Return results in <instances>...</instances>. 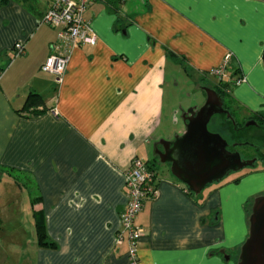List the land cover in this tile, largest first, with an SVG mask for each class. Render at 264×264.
I'll return each instance as SVG.
<instances>
[{"label": "crops", "instance_id": "0c3cea01", "mask_svg": "<svg viewBox=\"0 0 264 264\" xmlns=\"http://www.w3.org/2000/svg\"><path fill=\"white\" fill-rule=\"evenodd\" d=\"M122 1L119 15L92 1L97 44L73 50L62 83L41 70L58 34L43 23L49 1L0 4V264H131L117 236L135 158L159 175L136 219L138 264H238L264 163L196 195L160 154L186 131L169 123L173 80L185 75L204 105L228 53L230 105L242 119L264 115V0ZM18 42L26 53L14 59ZM32 94L44 104L27 107ZM40 223L54 246L39 244Z\"/></svg>", "mask_w": 264, "mask_h": 264}, {"label": "water", "instance_id": "95a60500", "mask_svg": "<svg viewBox=\"0 0 264 264\" xmlns=\"http://www.w3.org/2000/svg\"><path fill=\"white\" fill-rule=\"evenodd\" d=\"M205 91V104L183 114L186 131L174 141L164 143V152L160 154L161 163L169 164L173 175L196 195L209 185L220 183L230 173L253 168L258 161L244 160L239 151L230 150L227 139L210 130L216 116L231 115L215 89L205 88ZM249 224V237L241 248L238 264H264V196L255 198Z\"/></svg>", "mask_w": 264, "mask_h": 264}, {"label": "built area", "instance_id": "2783aa9c", "mask_svg": "<svg viewBox=\"0 0 264 264\" xmlns=\"http://www.w3.org/2000/svg\"><path fill=\"white\" fill-rule=\"evenodd\" d=\"M49 8L43 23L58 31L57 40L53 45V54L46 60L41 70L57 77L60 83L67 73L72 52L81 46H95L98 38L86 12L93 0H48ZM26 46L18 42L14 46V59L24 56ZM232 59L228 53L223 63L214 68L211 74L224 82ZM2 73L0 72V78ZM246 78L236 81L238 85L245 83ZM158 172L142 160L135 158L125 173V188L128 192V203L121 214V230L117 236V244H123L125 238L130 245V263L138 264V244L144 235V229L136 224L138 215L144 209L146 201L159 196Z\"/></svg>", "mask_w": 264, "mask_h": 264}, {"label": "trees", "instance_id": "16d2710c", "mask_svg": "<svg viewBox=\"0 0 264 264\" xmlns=\"http://www.w3.org/2000/svg\"><path fill=\"white\" fill-rule=\"evenodd\" d=\"M9 1L10 0H0V4L5 5ZM103 2L106 5V7L110 13L118 14V15L121 13L119 6L123 2L122 0H103ZM263 60H264V54H263ZM3 72H1V73H3ZM229 88H230L229 83L224 84L223 82L220 83L218 86L214 87V89L222 97L225 106H227L225 108H227V110L230 111L231 117H228L227 115L216 116L213 119L214 120L213 127H211L210 130L211 131L213 130L217 133H220L225 139H227L230 143V149L231 150H237V147L239 146V144L241 145L240 142H243L242 139L245 141H249L250 143H253V144L255 143L256 139L263 138L262 141H264V115H258V117L256 116L254 118L247 119V121H253L255 123L253 126H250L248 128L245 127L244 125H242L241 123H239L238 120L236 119L235 112H233L231 107H230L231 101H229L227 99L226 94L229 91ZM37 104H44V101L38 95L32 94L30 96V99L27 102V107H31V106H34ZM217 120L223 121V123L220 125H217ZM243 121L246 122V119H243ZM253 129H255L259 132L258 136H255V135L250 133V131ZM249 134H250V136H249ZM245 137H248V138H245ZM249 139H251V140H249ZM248 145L253 147V145H251L249 143H248ZM261 159L264 163V158H261ZM257 166H258V161L256 162V165L253 168H256ZM254 200L255 199L248 202L247 212L249 214V217L252 213V207H253ZM37 236H38V242L41 246H48V247L54 246L50 242V240L46 234L45 225L43 223H40L39 225H37ZM239 261H238V263H239Z\"/></svg>", "mask_w": 264, "mask_h": 264}, {"label": "rangeland", "instance_id": "374dc122", "mask_svg": "<svg viewBox=\"0 0 264 264\" xmlns=\"http://www.w3.org/2000/svg\"><path fill=\"white\" fill-rule=\"evenodd\" d=\"M198 95H199V91L195 90V88L192 86V84H190V81L188 80V78L185 75L184 76L180 75L178 78L173 80L171 91H170L169 95H167V99H168L169 103L173 102V104H177V107H176L177 108L176 110H178L177 115H176L177 118L174 119V111L171 110V112L169 113V123L174 129L179 131L180 129H183V127H184L183 119L181 117L182 114L180 111L181 106L185 107L187 103L190 104L192 102L194 107H200V105L197 104L199 102L198 101L199 99L198 100L196 99L198 97ZM201 106H203V105H201ZM230 107H231L232 111L235 112V116H236V119L238 120V122L241 123L242 125L243 124L245 125L243 119L241 118V115L237 111L233 110L234 106H230ZM222 123H223V121L217 120V125H220ZM213 132H215V131H213ZM250 133L255 135V136L259 135V132L255 129L251 130ZM249 136H250V134H249ZM245 138H248V137H245ZM262 139L263 138L256 139L254 144L250 143L249 141H245L242 139L243 142H240L242 146H238L237 151L240 152V154L244 160L250 159V158H253V159L255 158V159H258V165L263 166V164H262L263 161L261 158H264V141H262ZM249 140H251V139H249ZM248 143L253 145V147L249 146ZM157 167L160 168V174L163 173L164 171H166V168L164 165H157ZM256 168H246L242 171L243 172L252 171V170H256ZM232 174L235 175L237 173H235V174L232 173ZM212 185H210V186H212ZM6 227H10V226L6 225ZM4 228H5V225H4ZM3 234H5V232Z\"/></svg>", "mask_w": 264, "mask_h": 264}, {"label": "flooded vegetation", "instance_id": "af4514ba", "mask_svg": "<svg viewBox=\"0 0 264 264\" xmlns=\"http://www.w3.org/2000/svg\"><path fill=\"white\" fill-rule=\"evenodd\" d=\"M225 107H227V106H225ZM226 109H227V108H226ZM251 122H253V121H247V120H246V122H244L245 125H244V124H243V125H244L245 127L248 128V127H250V123H251ZM213 123H214V121L211 122L210 128L213 127ZM253 123H254V122H253ZM230 150H231V149H230ZM232 151H235V150H232ZM250 159H253V158H250Z\"/></svg>", "mask_w": 264, "mask_h": 264}]
</instances>
